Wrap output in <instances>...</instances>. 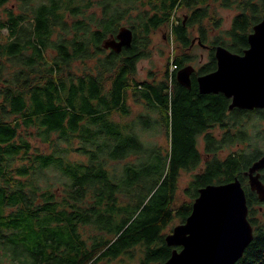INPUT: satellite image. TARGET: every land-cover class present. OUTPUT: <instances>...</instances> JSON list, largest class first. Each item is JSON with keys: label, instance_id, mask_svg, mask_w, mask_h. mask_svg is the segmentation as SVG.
Segmentation results:
<instances>
[{"label": "trees", "instance_id": "obj_1", "mask_svg": "<svg viewBox=\"0 0 264 264\" xmlns=\"http://www.w3.org/2000/svg\"><path fill=\"white\" fill-rule=\"evenodd\" d=\"M7 1L0 0V7ZM23 2L20 13L9 11L0 20V264H99L139 245L145 247L140 264H160L173 250L162 231L174 216L185 222L199 188L235 177L245 184L254 227V239L236 264H264V202L244 178L264 151L248 129L229 140L210 132L215 124L231 131L234 122L263 118V112L230 110L224 94H201L194 80L187 88L176 78L196 59L188 51L193 28L213 46L198 72L209 73L216 69L217 46L237 53L248 47V35L264 18V0ZM216 4L238 10L231 28L217 35L205 25L215 19V28L220 26L221 19L212 16ZM178 10L183 15L172 20ZM170 23L180 49L173 60L178 69L170 77L167 66L162 78L130 86L137 62L150 56L152 32ZM122 26L133 30L132 45L121 52L105 49L103 41ZM79 62L87 65L75 71ZM130 88L157 112L154 124L166 129L169 145L141 141L135 125L150 130V115L142 113L133 123L115 117L132 114ZM31 128L50 152L26 138ZM201 134L212 161L190 182L191 201L176 207L181 171L203 161ZM247 140L249 149L214 157L223 142Z\"/></svg>", "mask_w": 264, "mask_h": 264}, {"label": "water", "instance_id": "obj_2", "mask_svg": "<svg viewBox=\"0 0 264 264\" xmlns=\"http://www.w3.org/2000/svg\"><path fill=\"white\" fill-rule=\"evenodd\" d=\"M248 47L237 53L224 46L215 48L217 68L197 78L202 94L223 93L231 99L229 109H261L264 114V18L247 37ZM134 33L122 26L103 41L105 49L121 52L131 46ZM196 39L193 40V43ZM200 44H204L201 39ZM206 47V45H204ZM195 67L183 66L177 81L191 88ZM264 154L244 172L251 191L264 202ZM192 211L185 222L164 236L173 247L171 256L160 264H236L254 239L249 220L247 192L239 177L226 183H211L199 188Z\"/></svg>", "mask_w": 264, "mask_h": 264}, {"label": "rangeland", "instance_id": "obj_3", "mask_svg": "<svg viewBox=\"0 0 264 264\" xmlns=\"http://www.w3.org/2000/svg\"><path fill=\"white\" fill-rule=\"evenodd\" d=\"M36 2H40L42 0H35ZM23 0H8L5 4H3L0 7V20H6L8 12L13 11L15 14L20 13L23 7ZM184 10V9H183ZM238 12L237 8H226L221 6L220 4H216L215 6H212V16L216 18H220V26L218 28H215V19H208L206 20L205 25L209 28L211 33H214L217 35L218 33L222 31H226L231 28L233 23V18ZM183 15L182 11L177 12V14L172 18L177 19L176 16ZM31 17L30 15L28 18ZM171 27L172 24L163 25L151 34V41L149 45L150 49V56L146 58L140 59L136 64V71L134 74L130 75L128 78V82L131 86V83L134 81L142 82L145 80H154L160 79L163 77L167 66L171 67L174 58L177 56L180 49L178 48L176 41L173 40L171 37ZM9 33L6 29L3 30V41L6 42ZM197 35V27L193 28V37ZM214 35V36H215ZM57 36H54V39H56ZM212 40L211 34L208 41L210 42ZM231 50V49H229ZM233 51V50H231ZM234 52V51H233ZM107 53V51H106ZM210 52L208 50H205L203 47L195 43V46L193 47L191 54L196 56V59L193 61L194 66L203 67L209 60L208 54ZM203 55L202 61H199V56L201 57ZM49 56L51 54L49 53ZM51 59V57H49ZM5 61V59H4ZM6 62V61H5ZM9 66H13V63H8ZM202 64V65H200ZM87 65L86 62H79L75 66V71H81L85 66ZM201 67V68H202ZM8 73L11 74V70L9 68ZM66 73V72H65ZM1 85V82H0ZM133 89H129L127 93V99L126 102L130 106L132 110V114L130 116H127L125 118H120L118 115L115 117L119 120L126 121L129 123L135 122L137 117L144 113L150 115V117L153 120V128L150 130L144 129L139 125H135L136 132L138 133L141 141L143 143H149L153 146L155 144H162L163 146L169 145V140L167 138V131L159 124H154V120L157 117V112L154 110V108H151L148 104H146L142 100H137L133 95ZM2 101V99H1ZM253 111V110H250ZM254 111H257L258 115L259 110L255 109ZM262 111V110H261ZM264 115V114H263ZM13 120L21 121L19 117L12 116ZM226 121V120H225ZM227 124V123H226ZM228 125V124H227ZM248 129V134L253 135V142L257 143V146L264 151V116L263 118H257L254 117L253 119L246 120L245 118L240 119L238 123L234 122L233 128L231 131H228L226 127L221 126L220 124H215L212 128H210V132L213 133V135L218 140L223 139H231L232 136L237 137V135L245 130ZM32 133L30 136H26L28 140L32 142L34 146H37L41 148L42 150H46L48 152L51 151V148L47 143H44L40 137H38L36 133V129H29ZM32 130V131H31ZM29 132V133H30ZM238 138V137H237ZM199 141V149L203 156V161L196 169H191L189 171L182 170L180 173V177L178 180V189L176 191L175 195V201L174 205L180 206L183 203L191 201V198L188 196L189 186L190 182L193 180L194 175L198 172H201L203 168L207 165L205 164L207 160H211L213 158V155H208L206 152V142H205V135L201 134L198 136ZM227 141L223 142L221 147L215 152L214 157L218 159H223L227 155L238 152L240 150H247L249 149V140L247 141H238L233 143H226ZM62 145V144H61ZM71 157L73 159H83V157L79 156L75 152H71ZM85 158V157H84ZM119 163H124L123 161H120ZM53 183H55L53 176H50ZM245 179H247L246 183L249 185L248 177L244 176ZM45 180V178H43ZM244 186L245 184L242 183ZM250 187V185H249ZM251 190V189H250ZM194 202V200H193ZM260 205L256 204L255 208L258 209ZM251 210V207H249V211ZM258 217L261 218V215L259 213ZM182 223L181 219L178 217H175L170 222V225L162 231L163 235H166L172 231V229ZM145 247L143 245L134 246L131 249L127 250V252L124 254V256L119 257L117 259H105L102 260L99 264H140L141 257L143 255Z\"/></svg>", "mask_w": 264, "mask_h": 264}, {"label": "flooded vegetation", "instance_id": "obj_4", "mask_svg": "<svg viewBox=\"0 0 264 264\" xmlns=\"http://www.w3.org/2000/svg\"><path fill=\"white\" fill-rule=\"evenodd\" d=\"M110 37V36H109ZM196 38V40H195V42L193 43V40ZM199 39H201V37H199L198 35H196V36H194L193 38H192V44H191V46H189V48H188V51H191L192 49H193V47L195 46V43L197 42V44L198 45H200L201 47H203L205 50H208L209 52H211V50L213 49L212 47L213 46H211L210 44H207V43H204L203 41H202V39H201V41L204 43V44H200L199 42H198V40ZM204 45H206V47L204 46ZM107 50H110V49H107ZM243 51H244V49H243ZM243 51L241 52V53H243ZM214 54H215V51H214ZM209 55H210V53L208 54V58H209ZM216 58V57H215ZM202 59H203V55H201V57L199 56V61H202ZM194 63L195 62H191V63H188L187 65H189V64H191V65H193L194 66ZM200 65H202V64H200ZM186 66V65H185ZM195 67V66H194ZM202 67V66H201ZM201 67H198V66H196L195 67V71L191 74V81H195L197 84H198V81H197V78L200 76V75H203V74H199L198 72H199V70L201 69ZM216 68H217V59H216ZM214 71V70H213ZM206 74V73H205ZM180 83V82H179ZM191 86H192V84H191ZM198 90H199V87H198ZM200 92V91H199ZM202 94V93H201ZM223 94V93H222ZM230 100V102H231V99H229ZM229 105H230V103H229ZM240 109V108H239ZM253 110H255V109H253ZM257 110H261V109H257ZM206 142V141H205ZM263 171L264 170H262V176H263ZM263 179V178H262ZM261 209H263L262 207H261ZM249 216V215H248Z\"/></svg>", "mask_w": 264, "mask_h": 264}, {"label": "built area", "instance_id": "obj_5", "mask_svg": "<svg viewBox=\"0 0 264 264\" xmlns=\"http://www.w3.org/2000/svg\"><path fill=\"white\" fill-rule=\"evenodd\" d=\"M178 69V65L173 61L171 67H170V77H172L173 72H175Z\"/></svg>", "mask_w": 264, "mask_h": 264}]
</instances>
